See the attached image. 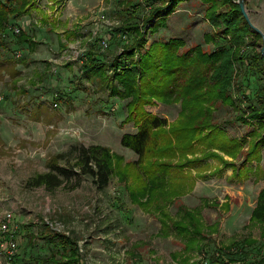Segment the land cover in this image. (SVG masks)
Segmentation results:
<instances>
[{"label": "rangeland", "instance_id": "rangeland-1", "mask_svg": "<svg viewBox=\"0 0 264 264\" xmlns=\"http://www.w3.org/2000/svg\"><path fill=\"white\" fill-rule=\"evenodd\" d=\"M119 1L36 0L22 16L10 17L0 33L5 40L0 46V60L8 61L9 71L10 67L18 70L15 76L0 70V226L10 214L11 221L6 222L10 230L23 233L27 239L32 236L33 244L25 249L21 237L17 258L0 252V264H27L22 259L36 256L37 264H53L44 260L49 252L45 239L53 229L78 242L84 264H204L205 260L210 264H250L264 255L262 227L250 221L264 187V140L258 145L259 159L245 160L251 134L259 122L244 121L250 112L248 101L236 89L241 85L252 99L263 75L243 62L236 64L229 90L236 107L217 105L213 119L226 136L240 142L238 155L231 157L213 149L221 158H203L183 168L192 173L194 185L163 208L170 219L165 225L168 227L173 221L184 220L179 206L195 212L202 225L197 241L201 250L185 249V239L176 230H166L156 214L131 201L129 175L116 161L114 174L103 189L87 176L53 189L26 185L30 177L47 170L48 158L74 144L108 146L123 157L124 163L137 158L120 144L122 134L136 131L133 122L125 121V100L110 95L109 86L100 79L81 73L88 51L110 60L121 51L122 43L131 42L128 36L124 41L117 33L109 35L125 18L119 15ZM244 2L250 20L264 32V0ZM148 7L142 1L138 14L146 16ZM206 8L200 0L180 2L156 32L147 28L155 20L145 27L140 22L144 48L152 41L170 38L181 39L184 50L194 45L206 51L228 47V36L220 34L223 25L212 27ZM102 14L107 21L99 18ZM14 27L34 44L19 43L20 33L10 29ZM206 34L216 42L211 38L206 42ZM107 35L108 46L101 50L99 42ZM261 45L254 33L249 34L241 46L243 55L259 52ZM145 110L171 122L177 117L179 104L153 101ZM260 133L264 134V127ZM207 151L194 155L200 158ZM224 162H233L235 171ZM218 252L221 262L212 263L211 254Z\"/></svg>", "mask_w": 264, "mask_h": 264}, {"label": "trees", "instance_id": "trees-1", "mask_svg": "<svg viewBox=\"0 0 264 264\" xmlns=\"http://www.w3.org/2000/svg\"><path fill=\"white\" fill-rule=\"evenodd\" d=\"M35 1L0 0V33L6 29L4 26L10 17L22 16ZM142 1H146L149 6L146 16L138 14ZM184 1L187 0L119 1V15L125 18L117 27L112 28L111 35L121 33L125 36L124 41H127L128 36L131 42L122 43L121 51L110 60L99 57L96 51H88L81 62V73L84 76L100 79L109 86L110 95L125 100V121L133 122L136 131L122 134L120 144L135 153L137 158L124 163L123 157L113 153L108 146L98 143L74 144L67 151L48 158L45 162L47 170L30 177L26 181L27 186L53 189L87 176L97 188L103 189L114 174L113 162L116 161L118 167L124 165L122 170L125 167L124 171L129 175L130 185L133 187L128 191L131 201L156 214L160 223L165 226L170 219L165 216L164 206L194 185L192 173L184 171L183 168L193 166L203 158H221L213 149L231 157H236L239 153L240 142L226 136L213 121L217 105L236 107L229 90L235 79L236 64L239 62L263 75V82L252 93V99L241 89V85L236 89L238 92L242 91L248 101L250 112L248 119L244 121L258 119L259 122V127L251 134V145L245 160L259 159L258 145L264 140V134L260 133L264 127V57L260 51L251 56L243 55L241 46L245 38L251 33L260 40L261 36L249 27L237 0H200L207 5L206 14L212 27L223 25L220 34L228 36L226 41L229 48L220 47L206 51L200 45H194L184 50L185 43L179 38L152 41L144 48L145 38L140 30L142 21L145 27L147 23L155 20L147 28L156 32L164 23L165 17L173 12L178 3ZM221 7L225 10H220ZM135 19L140 21H133ZM219 36H216L217 42ZM210 38L214 39L210 34L205 35L206 42L212 41ZM17 41L26 42L29 47L34 44L32 38L22 31L17 36ZM4 44L5 40L1 36L0 46ZM4 60H0V70L9 71L8 61ZM10 69L11 75L15 76L18 70L13 67ZM56 97L63 98L61 94H56ZM153 101L165 105L179 104L177 117L169 122L166 118L147 112L145 106ZM211 148L212 151L209 150ZM205 150L208 151L203 157L194 155L196 151ZM223 164L233 167V171L236 169L233 162ZM179 210L183 213L184 220L173 221L170 227L185 239V249L201 250L197 245L202 231L199 217L185 206H179ZM250 221L262 227L264 236V187L257 196ZM165 227L166 230L170 228ZM21 237L25 242L24 248H32V236L27 239L23 233L17 235L13 229L0 232V238L6 244L11 238L16 242L21 241ZM45 243L49 248L44 258L46 262L84 264L78 242L66 233L53 229ZM3 254H7L5 250ZM15 255L16 251L9 258H14ZM22 260L27 264L39 262L38 256ZM210 261L221 262L219 252L212 253ZM250 264H264V255Z\"/></svg>", "mask_w": 264, "mask_h": 264}, {"label": "built area", "instance_id": "built-area-1", "mask_svg": "<svg viewBox=\"0 0 264 264\" xmlns=\"http://www.w3.org/2000/svg\"><path fill=\"white\" fill-rule=\"evenodd\" d=\"M99 18L104 22L107 21L105 19V16L102 14L101 16H99ZM12 30V32H14L15 34L20 33L21 29L19 27H14L13 29L10 28ZM112 33V32H111ZM111 35V34H109ZM109 35L103 37L101 39V41L99 42V47L101 48V50H104L107 46H108V39H109ZM118 36H120L121 38H124L125 36L121 33L117 34ZM54 106H57L56 103L53 104ZM6 222L8 223L9 221H11L10 219V214L7 215V218L5 219ZM6 222H4L1 226H0V230L2 233L7 232L10 230V226L9 224H7ZM13 231H15V229H13ZM18 247V243L14 240V239H9L8 243L6 244L5 241L2 240V238H0V252L3 253V250L6 251V256L10 257L11 255H13V253L16 251ZM204 264H209L208 260H205Z\"/></svg>", "mask_w": 264, "mask_h": 264}, {"label": "water", "instance_id": "water-1", "mask_svg": "<svg viewBox=\"0 0 264 264\" xmlns=\"http://www.w3.org/2000/svg\"><path fill=\"white\" fill-rule=\"evenodd\" d=\"M237 3L239 5L241 13H242L243 17L245 18L246 22L248 23L249 27L261 36L262 45H261L260 53L264 57V32L260 28H258L255 24H253L252 21L250 20L249 15L245 9L244 0H237Z\"/></svg>", "mask_w": 264, "mask_h": 264}]
</instances>
